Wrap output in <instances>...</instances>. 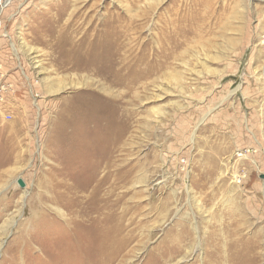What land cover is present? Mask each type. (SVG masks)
I'll use <instances>...</instances> for the list:
<instances>
[{"label": "rangeland", "instance_id": "obj_1", "mask_svg": "<svg viewBox=\"0 0 264 264\" xmlns=\"http://www.w3.org/2000/svg\"><path fill=\"white\" fill-rule=\"evenodd\" d=\"M99 216L105 264H264V0H0V264Z\"/></svg>", "mask_w": 264, "mask_h": 264}, {"label": "bare ground", "instance_id": "obj_2", "mask_svg": "<svg viewBox=\"0 0 264 264\" xmlns=\"http://www.w3.org/2000/svg\"><path fill=\"white\" fill-rule=\"evenodd\" d=\"M5 1V0H4ZM8 0H6L7 2ZM188 11V10H187ZM192 13V12H191ZM184 17H168L166 18V22L163 23L162 28H161V35L163 37V40L165 41L164 43V52H166V57L167 55L173 52V50L175 48L178 47L179 45V41L177 39V35L181 29V27L185 26V22L183 21ZM115 25V24H114ZM112 26V24H111ZM101 28V27H100ZM99 29V28H98ZM100 32V31H99ZM122 34V33H121ZM160 37V36H159ZM161 37V38H162ZM87 39V38H86ZM102 46V44H101ZM114 47V46H113ZM112 48V47H111ZM158 48V47H157ZM159 49V48H158ZM102 50V49H101ZM113 50V49H112ZM149 51V50H148ZM98 52V51H97ZM162 51L159 49H154L152 51V53L150 54L151 57H153L154 59H149L148 61H154L156 60L157 55L156 53H161ZM116 53V52H115ZM93 56V55H92ZM163 56V55H162ZM93 58V57H92ZM102 58V57H101ZM118 58V57H117ZM121 58V57H120ZM94 59V58H93ZM96 59V58H95ZM130 59V58H129ZM168 59V58H167ZM97 60V59H96ZM112 60V59H111ZM120 60V59H119ZM108 61V60H107ZM114 61V60H113ZM129 61V60H128ZM142 61V60H141ZM115 62V61H114ZM120 62V61H119ZM167 62V61H166ZM164 62V63H166ZM90 63V62H89ZM100 63V62H99ZM102 63V62H101ZM117 63V61H116ZM124 64V62H122ZM129 63V62H127ZM91 64V63H90ZM96 64V63H95ZM104 64V63H103ZM109 64V63H108ZM122 64V65H123ZM155 64V63H154ZM130 65V64H129ZM139 65V64H138ZM153 65V64H152ZM163 65V64H162ZM93 66V64H92ZM161 66V65H160ZM97 67V66H96ZM101 67V66H100ZM105 67V65H104ZM113 67V66H112ZM126 67V66H125ZM157 67V66H156ZM103 68V66H102ZM108 67H106L107 69ZM153 68V67H152ZM99 69V68H96ZM109 69V68H108ZM139 69V68H138ZM147 69V68H146ZM110 70V69H109ZM113 73H118L121 72V66H115V68L112 69ZM123 70V69H122ZM154 70V69H153ZM130 71V70H129ZM158 71V70H157ZM124 73V72H123ZM112 74V73H111ZM139 74V73H138ZM106 75V74H105ZM137 75V74H136ZM150 75V74H149ZM123 76V75H122ZM143 76H144V72H143ZM151 76V75H150ZM124 77V76H123ZM141 77V76H140ZM139 77V78H140ZM116 78V77H115ZM125 78V77H124ZM128 78V77H127ZM112 79V78H110ZM130 79V78H129ZM118 80V78H117ZM143 80V79H142ZM139 80V81H142ZM122 81V80H121ZM117 82V81H116ZM136 83V82H135ZM128 84V83H127ZM101 86V85H100ZM107 101V100H106ZM107 103V102H106ZM112 127V126H111ZM115 128V127H114ZM111 131V129H110ZM117 131V130H115ZM114 131V132H115ZM122 131H117V133L115 134L114 138L111 139V143H113V141L115 140V142H119L121 136ZM108 143V142H107ZM115 144V143H114ZM103 148V147H102ZM108 149V148H105ZM113 149V148H112ZM98 157L92 161V165L90 166V171L92 169L91 174H89V180L91 182H88L89 185L87 187L85 186H81L82 190H88L89 186L92 185V189L89 190V192L91 193V196L89 199H87L88 204L91 206V208H93V210L95 212H97L98 210L105 209L106 205H102L101 203L103 202L102 199L99 200V203H95V197L96 194L98 195V193H100V188L102 187V185L107 182V179L110 175V173L105 172L103 174L102 171L104 170V168H107V165L109 166V154H104L101 152V150L98 151H94ZM93 152V153H94ZM91 164V163H90ZM88 167V166H87ZM114 169V168H113ZM89 170V169H88ZM121 170V169H120ZM118 171V170H117ZM89 172V171H88ZM120 172V171H119ZM112 175V174H111ZM87 177V176H86ZM121 177V176H120ZM119 178V177H118ZM116 179V177L114 178ZM52 180V179H51ZM50 181V180H49ZM88 181V180H87ZM21 182L22 183V187H24V192L25 194L27 193V189H26V184L22 181L21 178L17 179V183ZM106 184V183H105ZM21 187V185H19ZM49 187L51 188L53 194L56 195V197L54 198V196L52 195V199L53 202L55 204H58V202H60L62 200L63 197H61V195L63 194V192L60 191V189L63 187L61 183H53V184H49ZM69 188V187H68ZM72 189V188H71ZM64 190H68L67 186L64 187ZM112 191V190H111ZM110 191V192H111ZM87 193V192H86ZM24 195V194H23ZM72 195V194H71ZM94 198V199H93ZM102 201V202H100ZM53 203V204H54ZM93 206H92V205ZM110 205V203H108ZM85 205V204H84ZM53 209H55L56 211L60 212V209L58 207L53 206ZM112 209V208H111ZM108 211V210H107ZM84 212L85 215L88 216L92 210L87 208L86 205L84 206ZM104 212V211H103ZM99 213V212H98ZM104 220L108 223H112L113 222V218L111 216V213L109 212H105L104 213ZM91 218V217H90ZM91 221V223H93L92 225L95 226L96 228H94L95 233L93 234H89L86 232H83L82 229L77 233V229H74L73 233H68L66 232L67 236L65 235L64 238H62V241L60 243H58L57 247H54V244H51V249H53V247L55 248L52 252V257L49 256L48 253L47 255L44 253V256L42 254H39L37 256H35L31 262H33L32 264H105L106 262L110 261L112 259V257L109 255L108 258L105 256V254L108 253V246L110 245L107 242V239L110 238V235L112 233V230H110L109 232H104L101 229V226L99 222L103 221V218H91L89 219ZM69 225V224H68ZM64 226V227H63ZM66 227V224L64 225V223H62V228L61 230L64 232V229ZM84 227L86 228V226L84 225ZM67 229V228H66ZM61 231V232H62ZM67 231H70L69 229ZM59 233V232H57ZM56 233V234H57ZM86 233V234H85ZM65 234V233H64ZM109 234V235H108ZM58 235V234H57ZM62 235V234H61ZM73 235V237H72ZM57 239V238H55ZM73 239V241H72ZM56 244V243H55ZM50 249V248H48ZM31 253V252H30ZM14 255V254H12ZM16 256H14L13 258H15ZM49 257V258H48ZM17 258L15 260H11L10 262H12L11 264H18L17 262ZM30 262V263H31ZM28 263V264H30ZM10 264V263H9ZM19 264H23L19 261ZM27 264V263H26Z\"/></svg>", "mask_w": 264, "mask_h": 264}, {"label": "water", "instance_id": "obj_3", "mask_svg": "<svg viewBox=\"0 0 264 264\" xmlns=\"http://www.w3.org/2000/svg\"><path fill=\"white\" fill-rule=\"evenodd\" d=\"M18 184L22 186V183L21 182H18Z\"/></svg>", "mask_w": 264, "mask_h": 264}]
</instances>
